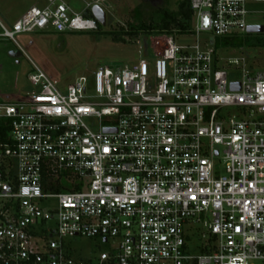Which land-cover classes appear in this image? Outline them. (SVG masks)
I'll list each match as a JSON object with an SVG mask.
<instances>
[{"label":"built area","instance_id":"1","mask_svg":"<svg viewBox=\"0 0 264 264\" xmlns=\"http://www.w3.org/2000/svg\"><path fill=\"white\" fill-rule=\"evenodd\" d=\"M189 1L191 28L179 36L264 33L249 21L264 19V0ZM43 2L10 25L0 18V40L97 31L92 7L106 21L109 13L106 0L85 2L88 14ZM174 36L139 51L152 54V71L141 57L62 91L36 67L35 90L0 102L9 126L0 140V264H264V55L248 72L244 57L218 55L214 38L179 45ZM81 237L110 247L75 258L64 240Z\"/></svg>","mask_w":264,"mask_h":264},{"label":"rangeland","instance_id":"2","mask_svg":"<svg viewBox=\"0 0 264 264\" xmlns=\"http://www.w3.org/2000/svg\"><path fill=\"white\" fill-rule=\"evenodd\" d=\"M84 1L91 0H65L75 12L88 14L84 9ZM180 1L106 0L109 5L106 25H100L97 31L24 33L16 36L17 44L7 39L0 40V102H12L35 90L28 77L37 73L36 67L50 79L57 80L62 91L79 76L92 77L104 66L136 64L141 57L149 60L152 71V54L149 53L148 59V56H141L140 52L168 34L139 31L136 36H125V40L118 41L113 39L109 31H118L121 27L126 29L128 24H147L155 11L163 8L175 10ZM43 4V0H0V18L10 25L31 6ZM251 6L257 10L263 9L262 3L253 2ZM249 21L264 23V19L260 18ZM257 37H263L264 40V33H243L238 36L242 46L227 50L219 44V38L215 39L211 33H201L198 38L192 34L175 35L174 40L179 45H193L197 40L204 45L212 43L214 38L213 46L217 48L218 55L224 58L244 57L247 62L246 70L253 72L252 69L262 67L264 55L263 44L257 43ZM228 68L232 70L235 66ZM233 77L235 75L230 76ZM229 113H236V109L230 108ZM86 123L93 128L98 127L95 119H87ZM50 205L52 207L53 203ZM64 242L73 257L82 259L95 257L110 247V242L104 243L98 238H66ZM189 248L190 254H198V250L192 248L191 243Z\"/></svg>","mask_w":264,"mask_h":264},{"label":"trees","instance_id":"3","mask_svg":"<svg viewBox=\"0 0 264 264\" xmlns=\"http://www.w3.org/2000/svg\"><path fill=\"white\" fill-rule=\"evenodd\" d=\"M90 14V13H89ZM192 24V10L189 0H181L175 10L163 8L154 12L151 20L145 24L140 23L137 26L128 24L127 28L121 27L118 31H109L114 40L123 41L125 36H136L139 31L163 32L169 35H181L187 33ZM100 24L98 25V30ZM258 44L264 46L263 37H257ZM222 47L239 48L242 42L238 36L219 39ZM249 41V40H248ZM9 126L5 120L0 121V140L8 134Z\"/></svg>","mask_w":264,"mask_h":264},{"label":"water","instance_id":"4","mask_svg":"<svg viewBox=\"0 0 264 264\" xmlns=\"http://www.w3.org/2000/svg\"><path fill=\"white\" fill-rule=\"evenodd\" d=\"M91 13L95 19L98 20L100 25H106V15L105 12L97 5H94L91 9ZM247 33H263V26H249L247 28ZM231 90H239V84L231 83L230 85Z\"/></svg>","mask_w":264,"mask_h":264},{"label":"crops","instance_id":"5","mask_svg":"<svg viewBox=\"0 0 264 264\" xmlns=\"http://www.w3.org/2000/svg\"><path fill=\"white\" fill-rule=\"evenodd\" d=\"M84 2H86V1H84Z\"/></svg>","mask_w":264,"mask_h":264}]
</instances>
